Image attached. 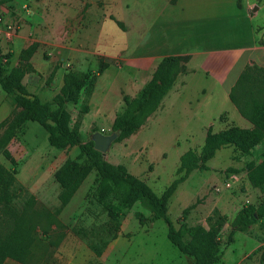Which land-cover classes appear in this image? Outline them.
<instances>
[{"label":"rangeland","instance_id":"rangeland-1","mask_svg":"<svg viewBox=\"0 0 264 264\" xmlns=\"http://www.w3.org/2000/svg\"><path fill=\"white\" fill-rule=\"evenodd\" d=\"M37 1L8 0L0 5H26L25 9H28L29 5H33L32 3ZM113 1L115 3L117 0H72L74 3L82 2L85 5H105L106 17L113 21L107 20L102 25L101 38L106 41L105 45L97 43L92 35L82 44L84 49L96 52L98 51L97 46L104 45L107 51L106 56L100 57L98 63L95 64L96 71H93L94 69L86 71L90 74V79H94L91 86L87 85V88L91 87V93L87 94L82 91L77 104L66 105V109L71 115V126L76 127L79 123L77 128L84 143L88 141L92 129L110 134L115 116L124 107L123 100L134 98L143 87L141 84L133 86L129 82V73L136 62L135 57L131 56L129 10L130 5H141L143 16L150 19L149 11L152 5H157V2L155 0H118L121 5H124L123 10L127 14L125 17L120 16L119 10L112 9L110 5H114ZM248 3L264 5V0H177L174 5H208L206 8L209 11L206 13L208 17L200 21L206 22L210 20V15H214L212 14V11L215 10L213 5H247ZM158 4L165 5L164 3ZM108 13L113 14L109 16ZM164 19L160 16L154 20V23L151 20L146 22L138 35V45L133 48L136 54L140 56L169 55L178 52L180 48L194 44L193 41L192 43L180 41V30L186 28L184 23L178 22L177 19L170 24L166 23ZM117 23H120L121 27ZM87 30L88 33L90 32L89 34H92L89 27ZM47 52H50L49 47ZM46 53H44V60H48L50 57ZM54 63L55 61L49 64V70L54 66ZM64 65L65 73L86 74V72L80 71V63L78 64L72 59H64ZM100 67H103V71H108L105 75H109V79L101 84V91H98L99 87H97L100 94L99 104L105 102L111 104L114 109L112 108L105 118L84 123L83 117L89 111L92 94L97 85L96 81L103 72L97 74ZM115 75L119 79L114 84L115 79L111 78H114ZM53 78V72L50 77L45 75V80L48 82H51ZM54 98L55 96L48 103H51ZM98 99L96 98V100ZM51 107L55 108L53 102ZM83 107L88 109L85 114H81ZM155 117L152 114L150 119L148 118L149 120L147 119L135 133L114 142L103 157L112 166L125 167L129 174L148 184L154 193L160 196L172 181L183 176L182 173L176 175L177 160L187 151L192 150L199 153L201 147L191 148V140L194 139L163 138L156 134L150 137L149 133L153 130L152 121ZM12 120L0 123V139ZM168 133L165 132V134ZM8 150L15 163L6 159L0 151V167L10 173L14 180L11 192L14 193L15 207L21 210L29 197L34 200V214H31H33L32 220L38 228V241L32 248L29 264H65L63 260L68 257L74 239H78L86 247L91 244L97 249H102L104 242L110 240L114 231L108 226L102 207L93 200L96 187L95 172H91L82 183L68 207L59 209L58 206V184L53 175L67 159L74 160L77 157L78 149L58 150L50 147L47 143V134L41 126L29 123L23 127L21 133L16 135V138L10 141ZM263 152L264 144L250 156H240L234 148L219 151L215 159L206 163L209 165V169L205 167V169L194 170L185 177L183 182L178 184L182 189L177 193V196L184 201L180 205H175L176 196L172 198L173 203L168 208V216L176 228L180 225H185V227L202 226L205 229L214 226L218 230L222 260L216 264H264V218L250 226L245 232L236 231L232 226L235 215L243 206L258 205L264 202V191L253 189L250 186L245 170L249 161H260ZM82 161L79 160V163ZM164 166L167 168V175L164 174ZM212 167L214 168L212 169ZM234 180L235 183L231 188L224 187L226 182ZM216 189H218L217 192ZM230 201L233 202L230 203ZM244 201H249V204H245ZM175 206L177 207L175 208ZM229 206H235L232 214L225 213L223 210ZM57 210L59 211L56 212ZM175 210H181V214L177 215ZM137 212L142 215L143 222L140 224L138 219L136 220L133 226L138 227L137 230L133 231V237L128 240L130 242L124 241L125 245L121 249V255L112 264H190L191 259L181 255L168 241L165 223L158 220L151 227L148 220L150 213L140 204H136L128 211L122 220L127 215L130 216L133 213L136 215ZM218 217L226 218V220L221 225V221H219L217 225ZM184 218L190 219V221L194 220V222L186 225L183 221ZM4 227L0 223V229ZM229 235L233 242L226 244ZM64 238L65 242L62 244ZM184 240L187 241L188 237L185 236ZM91 252L95 257H99L94 251L91 250ZM60 257H63L62 260ZM4 264L18 263L6 260ZM92 264L96 263L92 262Z\"/></svg>","mask_w":264,"mask_h":264},{"label":"crops","instance_id":"crops-1","mask_svg":"<svg viewBox=\"0 0 264 264\" xmlns=\"http://www.w3.org/2000/svg\"><path fill=\"white\" fill-rule=\"evenodd\" d=\"M155 1L157 5H152L149 11L150 19L143 16L141 5H130L128 23L131 25V56L135 57L136 62L129 73V82L133 86L139 84L144 86L164 57L184 56L188 57V61L186 71L178 75L171 90L154 113L156 117L152 121L153 130L150 131L149 136L153 137L156 134L163 138L194 139L191 140L192 148L203 146L209 129L212 133H218L230 127L251 128V124L238 113L231 103L229 94L246 67L256 66L264 69V5L250 3L247 5H213L215 10L212 14L214 15H210V20L207 19L209 21L200 22L208 17L206 15L209 12L206 9L208 5H174L177 0ZM32 4L28 9H24L25 11L23 10L24 5H0V17L3 23H11L17 27L11 41L0 39V54L8 55L7 66L12 68L18 63L22 49L32 43L37 45L30 58L34 72L25 74L22 84L29 94L36 96L42 103H48L62 87L65 73L64 59H72L80 63V71L86 72L95 68L100 57L106 56L107 51L104 46L106 41L101 38V29L107 20H112L106 17L105 5H85L82 2L74 3L72 0H38ZM113 4L110 6L114 11L119 10L120 16H127L123 10L124 5H121L118 0L115 3L113 1ZM112 14L108 13L109 16ZM165 14L166 16H163ZM160 16L165 18L166 23L171 24L177 19L178 22L184 23L186 28L180 30V41L189 43L193 41L194 44L180 48L178 52L169 55L140 56L136 54L133 48L138 45V35L142 28L146 22L151 20L154 23V20ZM87 27L92 34L88 33ZM90 35L94 36L97 43L104 44L97 46V52L82 47ZM48 47L50 52L46 53ZM44 53L50 56L47 57L48 60H44ZM54 61V66L49 70V64ZM52 72L54 78L48 82L45 80V75L50 77ZM107 72L103 71L98 76L89 111L83 117L84 123L105 118L113 108L111 104L105 102L99 104L98 99L100 97L98 91L102 90L101 84L109 79V75H105ZM111 79H115V84L119 78L115 75ZM97 87H99L98 91ZM18 111L19 108L11 103L10 98L0 88V123L9 120L14 112ZM29 123L32 122L26 123L25 127ZM165 132L169 133L165 134ZM263 144L264 141L261 145ZM229 148L233 147L222 148L216 154ZM178 163L179 159L177 166ZM206 167L209 169V165ZM164 168V174L167 175L166 166ZM181 189V185L176 188L168 201V208L173 203V196H176L175 205H180L184 201L177 196ZM59 190L58 185L57 191ZM72 201L73 199L66 207ZM247 202L249 204V201ZM235 206L225 207L223 210L225 213L232 214ZM175 212L177 215L181 214V210H175ZM136 220L135 213L127 215L121 222L117 237L107 245L99 257H95L84 243L78 239H72L74 243L70 246V252L68 257L64 258V263L112 264L121 255V249L125 245L124 241L130 242L128 240L133 237V231L137 230L138 227L133 226ZM183 221L186 225L194 222L186 218ZM154 222H149L151 227ZM171 222L174 223L172 220ZM64 242L65 238L62 244ZM62 258L60 257V260Z\"/></svg>","mask_w":264,"mask_h":264},{"label":"trees","instance_id":"trees-1","mask_svg":"<svg viewBox=\"0 0 264 264\" xmlns=\"http://www.w3.org/2000/svg\"><path fill=\"white\" fill-rule=\"evenodd\" d=\"M6 1L8 0H0V4ZM117 25L121 27L120 23ZM36 47L37 45L32 43L22 49L18 63L12 68L7 66L8 55L0 54V88L10 98L11 103L19 108V111L10 118L13 120L0 139L2 155L15 163L8 150V144L22 132L28 122L41 126L47 134V143L50 147L58 150L78 149L77 157L74 160L67 159L53 177L60 188L57 200L59 209H62L70 203L90 173L95 172L96 187L93 200L102 207L107 224L114 231L110 240L104 242L102 249L88 245L96 256H100L109 242L117 237L125 214L136 204H140L150 213L149 222L162 220L165 223L168 241L181 255L191 259V264L218 263L222 249L218 230L214 226L205 229L202 226L180 225L176 228L167 214L168 201L178 184L183 182L192 171L205 169L206 163L218 150L231 146L240 156H250L256 147L263 143L264 69L256 66L246 67L229 94L231 103L251 124V128L230 127L218 133H212L209 129L199 153L191 150L180 157L176 175L182 173L183 176L172 181L158 196L145 182L129 174L125 167L108 164L103 155L93 149V143L89 138L84 143L77 128L79 123L76 127L71 126V115L66 105L77 104L82 91L91 93V87L87 88V85L91 86L94 79H90L88 72L86 74L66 72L63 75L62 87L52 101L55 104L54 109L51 107L52 102L42 103L36 96L27 92L22 84V78L25 74L34 72L30 58ZM187 61L188 57L184 56L162 58L150 80L138 94L132 99L123 100L124 107L112 123V132L120 133L116 141L135 133L156 112L178 75L186 71ZM103 70V67H100L97 74ZM87 111V107H83L81 114ZM94 130L96 129H92ZM79 160H83L82 163H79ZM245 170L250 186L264 191V152L260 161H249ZM13 181L10 173L0 167V223L5 226L0 229V264H4L6 260L29 264L32 248L38 241V228L32 220L34 200L29 197L22 209H17L13 202L14 193L11 192ZM135 216L141 224L142 215L136 213ZM262 218H264V202L258 205H246L237 212L232 226L236 231L245 232ZM225 220L226 218L218 217L217 225L219 221L221 225ZM185 236L188 237L187 241L184 240ZM232 242L229 235L226 244Z\"/></svg>","mask_w":264,"mask_h":264},{"label":"water","instance_id":"water-1","mask_svg":"<svg viewBox=\"0 0 264 264\" xmlns=\"http://www.w3.org/2000/svg\"><path fill=\"white\" fill-rule=\"evenodd\" d=\"M119 134L118 131L104 134L101 131L94 130L88 138L93 143V149L104 156L109 151L111 145L117 140Z\"/></svg>","mask_w":264,"mask_h":264},{"label":"built area","instance_id":"built-area-1","mask_svg":"<svg viewBox=\"0 0 264 264\" xmlns=\"http://www.w3.org/2000/svg\"><path fill=\"white\" fill-rule=\"evenodd\" d=\"M23 8L25 9L26 6L24 5ZM0 25H2V27L0 28V39L4 38L7 41H11V39L13 38V36L15 35L16 31H17V27H15V25L11 24V23H6L4 24L1 17H0ZM234 181L231 182H226L224 184L225 188H231V186L233 185ZM218 191V189H216V192ZM245 204H248V202L246 201Z\"/></svg>","mask_w":264,"mask_h":264}]
</instances>
